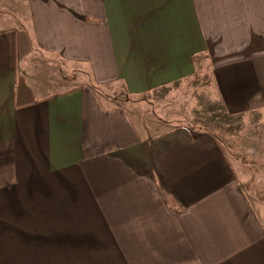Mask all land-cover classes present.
Listing matches in <instances>:
<instances>
[{
    "label": "crops",
    "instance_id": "crops-1",
    "mask_svg": "<svg viewBox=\"0 0 264 264\" xmlns=\"http://www.w3.org/2000/svg\"><path fill=\"white\" fill-rule=\"evenodd\" d=\"M204 66L245 154L94 89ZM0 264H264V0H0Z\"/></svg>",
    "mask_w": 264,
    "mask_h": 264
},
{
    "label": "rangeland",
    "instance_id": "rangeland-1",
    "mask_svg": "<svg viewBox=\"0 0 264 264\" xmlns=\"http://www.w3.org/2000/svg\"><path fill=\"white\" fill-rule=\"evenodd\" d=\"M61 69L72 75L71 79H66L67 84H72L81 77L84 80L89 78L84 73L73 77L75 72L68 64L50 63L48 71L39 70V75L43 78V86L48 84L46 82H49L50 86L53 84V93L61 91L64 87ZM208 69L210 67H199L195 76L170 84L155 95H144L141 99L134 100L122 86L111 89L109 97H112L110 100L126 105L132 110L134 119L147 136H156L169 129L185 126L196 133L213 132L227 145L235 146V150L245 154L252 147L247 148L240 144L241 139L238 140L245 133L241 131L243 120L231 118L226 113L211 83ZM250 141L252 143L253 138H250Z\"/></svg>",
    "mask_w": 264,
    "mask_h": 264
},
{
    "label": "trees",
    "instance_id": "trees-1",
    "mask_svg": "<svg viewBox=\"0 0 264 264\" xmlns=\"http://www.w3.org/2000/svg\"><path fill=\"white\" fill-rule=\"evenodd\" d=\"M94 89L100 93H103V94H108L109 92H107L108 89L105 88V86H98V85H94ZM142 93H136L135 94H130L131 97L136 100V99H141L143 96L141 95Z\"/></svg>",
    "mask_w": 264,
    "mask_h": 264
}]
</instances>
